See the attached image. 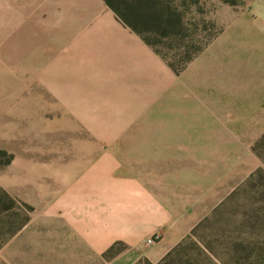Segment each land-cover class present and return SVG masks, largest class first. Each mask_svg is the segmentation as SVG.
Listing matches in <instances>:
<instances>
[{
	"label": "crops",
	"instance_id": "1",
	"mask_svg": "<svg viewBox=\"0 0 264 264\" xmlns=\"http://www.w3.org/2000/svg\"><path fill=\"white\" fill-rule=\"evenodd\" d=\"M0 50L66 105V120L94 122L72 135L92 139L65 145L73 155L38 223L54 237L62 227L95 258L119 244L157 264L248 176H233V163L246 170L250 152L261 165L252 147L264 105L254 125H233L217 112L214 83L191 73L197 66L174 74L103 0H0Z\"/></svg>",
	"mask_w": 264,
	"mask_h": 264
},
{
	"label": "rangeland",
	"instance_id": "2",
	"mask_svg": "<svg viewBox=\"0 0 264 264\" xmlns=\"http://www.w3.org/2000/svg\"><path fill=\"white\" fill-rule=\"evenodd\" d=\"M167 1L194 24L184 33L196 35L197 46L207 35H216L185 70L195 65L191 73L196 80L214 83L217 112L230 114L233 125L241 119L254 125L264 105V0H200L199 5ZM203 22L211 24L207 31H202ZM155 36L150 38L156 40ZM17 60L0 55V190L14 201L5 212V202L0 204V264H150L140 256L142 250L126 252L120 245L100 260L76 242L64 240L62 227L60 238L46 223H38V210L46 206L48 189L55 184L53 175L73 155L65 152V145L92 139L72 135L94 122L66 120V105L55 102L33 80L32 72L17 71ZM258 153L259 167L250 152L246 170L233 163V176H248L203 218L207 220L195 237L188 234L175 246L168 264H264V144ZM259 168L262 174L249 181ZM26 217L25 231L10 235ZM117 255L123 257L111 261Z\"/></svg>",
	"mask_w": 264,
	"mask_h": 264
},
{
	"label": "trees",
	"instance_id": "3",
	"mask_svg": "<svg viewBox=\"0 0 264 264\" xmlns=\"http://www.w3.org/2000/svg\"><path fill=\"white\" fill-rule=\"evenodd\" d=\"M193 5H199L200 0H189ZM105 5L111 10L119 22L135 33L176 75L185 70L201 52L210 44L216 35H207L204 42L196 45L195 36L186 34L189 27L194 24L187 22L182 14L167 0H103ZM185 4H183L184 6ZM211 24L203 22L202 31H207ZM156 34V40L150 35ZM177 44H174L175 42ZM264 144V134L254 143L253 153L262 161V156L258 153L259 147ZM262 169H257L250 176L251 181L256 175L262 174ZM264 173V171H263ZM0 204L4 203V212L11 209L14 201L7 193L0 190ZM7 203L9 206H7ZM2 212V213H4ZM1 213V212H0ZM15 216V215H14ZM11 218V216L9 217ZM207 218L201 220L189 233L190 238L195 237L196 232L203 225ZM28 218H24L10 235L16 234L26 223ZM179 245V244H178ZM176 247H179V246ZM116 246L109 248L103 256L111 253ZM176 247L169 251L157 264H168V260L175 253Z\"/></svg>",
	"mask_w": 264,
	"mask_h": 264
},
{
	"label": "built area",
	"instance_id": "4",
	"mask_svg": "<svg viewBox=\"0 0 264 264\" xmlns=\"http://www.w3.org/2000/svg\"><path fill=\"white\" fill-rule=\"evenodd\" d=\"M158 240H159V236L158 235H153V236L147 238L145 243H146L147 246H150V245L155 244Z\"/></svg>",
	"mask_w": 264,
	"mask_h": 264
}]
</instances>
